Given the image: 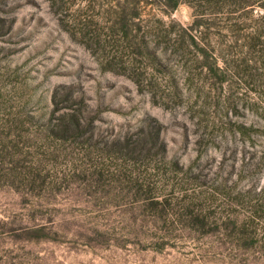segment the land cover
Listing matches in <instances>:
<instances>
[{
  "label": "rangeland",
  "instance_id": "rangeland-1",
  "mask_svg": "<svg viewBox=\"0 0 264 264\" xmlns=\"http://www.w3.org/2000/svg\"><path fill=\"white\" fill-rule=\"evenodd\" d=\"M0 0V264H264V0Z\"/></svg>",
  "mask_w": 264,
  "mask_h": 264
},
{
  "label": "trees",
  "instance_id": "trees-1",
  "mask_svg": "<svg viewBox=\"0 0 264 264\" xmlns=\"http://www.w3.org/2000/svg\"><path fill=\"white\" fill-rule=\"evenodd\" d=\"M180 0H175L172 4V8L176 7L179 4Z\"/></svg>",
  "mask_w": 264,
  "mask_h": 264
}]
</instances>
